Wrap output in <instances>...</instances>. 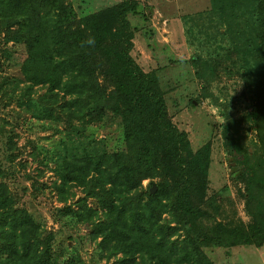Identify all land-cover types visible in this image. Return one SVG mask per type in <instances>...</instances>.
I'll return each mask as SVG.
<instances>
[{
	"label": "trees",
	"instance_id": "trees-1",
	"mask_svg": "<svg viewBox=\"0 0 264 264\" xmlns=\"http://www.w3.org/2000/svg\"><path fill=\"white\" fill-rule=\"evenodd\" d=\"M211 2L224 17L226 10L235 18L238 11L249 15L250 35L236 51L254 62L251 70L243 60L258 148L250 151L224 132L226 152L233 164H242L237 177L245 184L247 224L216 222L207 213L210 145L191 151L187 134L167 116L156 71L143 72L132 58L135 29L129 16L138 15L135 1L76 18L66 0H0V41L25 51L22 79L4 78L0 96L19 89L33 105L26 107L41 108L44 120L63 125L72 136L105 119L122 128L123 150H96L97 143L87 141L80 154L66 148L58 159L61 201L73 198L75 188L84 195L66 224L88 226L89 241L106 264H212L202 246L226 253L238 246L264 247V0ZM3 55L10 58L9 49ZM34 86L45 90L35 100ZM12 141L7 140L10 149ZM4 178L0 168V264H82L54 250V234L17 207ZM153 178L159 179L155 194L141 185ZM88 198L97 208L88 207Z\"/></svg>",
	"mask_w": 264,
	"mask_h": 264
},
{
	"label": "rangeland",
	"instance_id": "rangeland-1",
	"mask_svg": "<svg viewBox=\"0 0 264 264\" xmlns=\"http://www.w3.org/2000/svg\"><path fill=\"white\" fill-rule=\"evenodd\" d=\"M133 1L138 4V15L129 16L135 29L132 58L143 72L156 71L167 116L187 134L191 151L210 145L207 213L213 215L216 222L247 224L245 184L237 177L242 164L240 167L233 164L226 152L224 132L230 138L243 140L250 151L258 148L251 119L255 111L254 96L247 81L250 74L244 71L248 64L252 70L254 62L251 56L236 51L243 50L244 40L250 35L245 25L249 15L242 16V11H238L235 18L226 10L224 17L213 10L211 0ZM66 2L79 18L112 7L121 0ZM12 45H3L0 41V82L4 78L22 79L19 65L25 59V51L22 46ZM5 49H9L10 58L3 55ZM20 87L25 89L26 86L20 83ZM32 90L33 100L45 92L39 86ZM2 92L4 89L1 95ZM5 92V96H0V131H4L0 132V168L5 173L2 180L9 195L17 207H25L44 229L54 234L53 248L63 259L72 257L82 264H106L96 251L95 243L89 241V227L80 223L66 224V216L78 209V201L84 195L81 188H75L73 198L68 196L66 202L61 201L55 187L61 181L58 159L66 148L71 150L70 154H80L83 142L87 141L96 142V150H123L122 128L110 119L91 123L85 129L75 122L81 129L72 136L63 125L44 120L41 108L26 107L28 103L33 105L19 89L15 94ZM9 137L13 139L11 149L7 143ZM8 149L14 156L13 162L9 161ZM158 180L146 179L141 185L151 193V182L156 186ZM156 192L157 187L151 194ZM87 204L97 208L92 198L87 199ZM163 217L167 219L166 215ZM202 250L212 264H264V247L238 246L228 253L216 247L202 246Z\"/></svg>",
	"mask_w": 264,
	"mask_h": 264
},
{
	"label": "water",
	"instance_id": "water-1",
	"mask_svg": "<svg viewBox=\"0 0 264 264\" xmlns=\"http://www.w3.org/2000/svg\"><path fill=\"white\" fill-rule=\"evenodd\" d=\"M155 190H156V186L153 185L152 188H151V193H154Z\"/></svg>",
	"mask_w": 264,
	"mask_h": 264
}]
</instances>
